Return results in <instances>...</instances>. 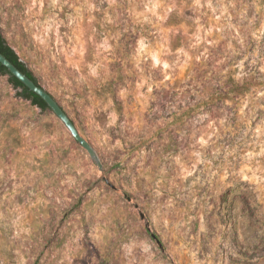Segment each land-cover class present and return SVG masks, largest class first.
Here are the masks:
<instances>
[{
    "label": "rangeland",
    "instance_id": "rangeland-1",
    "mask_svg": "<svg viewBox=\"0 0 264 264\" xmlns=\"http://www.w3.org/2000/svg\"><path fill=\"white\" fill-rule=\"evenodd\" d=\"M0 31L102 165L0 76V264H264V0H0Z\"/></svg>",
    "mask_w": 264,
    "mask_h": 264
},
{
    "label": "water",
    "instance_id": "water-1",
    "mask_svg": "<svg viewBox=\"0 0 264 264\" xmlns=\"http://www.w3.org/2000/svg\"><path fill=\"white\" fill-rule=\"evenodd\" d=\"M0 64L5 67L11 76L21 82L30 92H33L39 96L48 106L49 110L60 120V122L68 130L72 138L89 154V156L96 162V166L99 170H102L98 157L92 147L88 144L83 137L80 136L72 121L68 118L62 108L56 103V101L39 85H36L25 74L19 71L11 62H9L4 56L0 54Z\"/></svg>",
    "mask_w": 264,
    "mask_h": 264
},
{
    "label": "trees",
    "instance_id": "trees-1",
    "mask_svg": "<svg viewBox=\"0 0 264 264\" xmlns=\"http://www.w3.org/2000/svg\"><path fill=\"white\" fill-rule=\"evenodd\" d=\"M0 54L11 62L19 71L25 74L36 85H39L32 72L21 62L14 50L7 44L0 31ZM0 76H6L9 84L18 91V96L31 103L42 112L50 111L46 103L36 94L30 92L21 82L10 75L8 70L0 64Z\"/></svg>",
    "mask_w": 264,
    "mask_h": 264
}]
</instances>
